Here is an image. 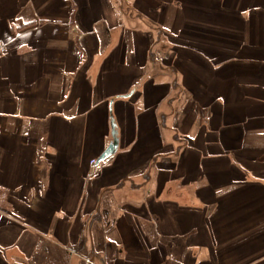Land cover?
<instances>
[{
	"label": "crops",
	"instance_id": "0c3cea01",
	"mask_svg": "<svg viewBox=\"0 0 264 264\" xmlns=\"http://www.w3.org/2000/svg\"><path fill=\"white\" fill-rule=\"evenodd\" d=\"M140 1L0 0V264H264V0Z\"/></svg>",
	"mask_w": 264,
	"mask_h": 264
},
{
	"label": "water",
	"instance_id": "95a60500",
	"mask_svg": "<svg viewBox=\"0 0 264 264\" xmlns=\"http://www.w3.org/2000/svg\"><path fill=\"white\" fill-rule=\"evenodd\" d=\"M111 126H112V133L115 136V134H116V130H115L116 125H115V122H114L113 119L111 120ZM117 147H118V140H117V138H115V140L108 146V148L99 157L98 163L108 159L110 156L115 154V152L117 151Z\"/></svg>",
	"mask_w": 264,
	"mask_h": 264
},
{
	"label": "built area",
	"instance_id": "2783aa9c",
	"mask_svg": "<svg viewBox=\"0 0 264 264\" xmlns=\"http://www.w3.org/2000/svg\"><path fill=\"white\" fill-rule=\"evenodd\" d=\"M7 51H8L7 44L0 39V58L4 56L7 53ZM96 162H97L96 160L91 161L92 164H96ZM88 263L93 264V260H88Z\"/></svg>",
	"mask_w": 264,
	"mask_h": 264
},
{
	"label": "rangeland",
	"instance_id": "374dc122",
	"mask_svg": "<svg viewBox=\"0 0 264 264\" xmlns=\"http://www.w3.org/2000/svg\"><path fill=\"white\" fill-rule=\"evenodd\" d=\"M140 1V0H139ZM140 2H142V1H140Z\"/></svg>",
	"mask_w": 264,
	"mask_h": 264
}]
</instances>
